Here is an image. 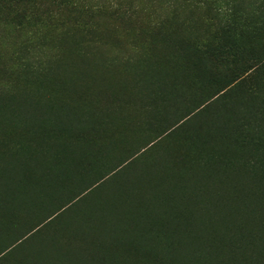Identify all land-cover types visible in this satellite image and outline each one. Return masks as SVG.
I'll list each match as a JSON object with an SVG mask.
<instances>
[{
    "label": "rangeland",
    "instance_id": "rangeland-1",
    "mask_svg": "<svg viewBox=\"0 0 264 264\" xmlns=\"http://www.w3.org/2000/svg\"><path fill=\"white\" fill-rule=\"evenodd\" d=\"M0 264H264V0H0Z\"/></svg>",
    "mask_w": 264,
    "mask_h": 264
},
{
    "label": "trees",
    "instance_id": "trees-1",
    "mask_svg": "<svg viewBox=\"0 0 264 264\" xmlns=\"http://www.w3.org/2000/svg\"><path fill=\"white\" fill-rule=\"evenodd\" d=\"M28 5H29V2H28ZM26 4L23 3V1H17V3H15V6L17 8V10H15L16 12V17L17 19H20V20H25L26 19V7L28 6ZM14 8V9H16ZM13 13V12H12Z\"/></svg>",
    "mask_w": 264,
    "mask_h": 264
}]
</instances>
